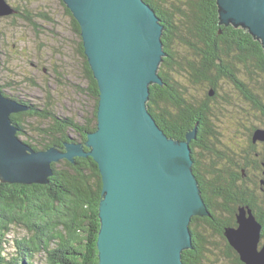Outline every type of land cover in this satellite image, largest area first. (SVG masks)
<instances>
[{
    "label": "water",
    "instance_id": "1",
    "mask_svg": "<svg viewBox=\"0 0 264 264\" xmlns=\"http://www.w3.org/2000/svg\"><path fill=\"white\" fill-rule=\"evenodd\" d=\"M62 2L80 26L98 83L97 129L85 143L35 151L18 137L11 119L31 108L0 89V183L48 185L53 164L92 158L103 181L99 264H183V253L193 249L192 219L211 212L193 171L197 127L176 140L149 112L150 87L164 84L159 74L167 57L164 27L144 0ZM217 5L221 26L246 30L264 50V0H217ZM15 13L0 0V17ZM252 142L264 143V128L254 132ZM262 232L252 210L242 207L237 227L224 235L242 263L264 264Z\"/></svg>",
    "mask_w": 264,
    "mask_h": 264
},
{
    "label": "trees",
    "instance_id": "2",
    "mask_svg": "<svg viewBox=\"0 0 264 264\" xmlns=\"http://www.w3.org/2000/svg\"><path fill=\"white\" fill-rule=\"evenodd\" d=\"M144 1L155 10L164 27L162 40L167 54L159 70L163 86L150 87L149 112L164 133L176 140L183 141L197 127V138L191 142L193 171L211 212L210 217L192 219L193 249L183 253V264H205L212 244L209 238L215 235L225 241L226 256L235 264H244L224 234L227 228L237 227V215L242 207L252 210L264 224V198L248 183L249 169H259L264 155L252 142L256 129L251 136L250 154L242 166L227 154L226 161L218 159L209 105L222 90L223 83L228 82L243 89L264 117V105L258 94L239 78V65L264 74L263 47L246 30L220 25L217 0ZM60 2L80 40L78 53L87 80L82 91L95 104L90 117L78 121L73 116H60L52 102L41 106L14 98L31 108L26 113L12 115L11 119L19 128L18 137L28 136L24 142L35 151L62 148L65 142L85 143L87 135L97 129L98 83L85 56L80 26ZM15 9L20 14L19 8ZM204 85L208 90L204 100L193 96L188 89ZM0 89L5 94L4 86L0 85ZM32 119L42 125L32 129ZM199 148L213 162L208 170L201 167ZM254 154L257 158L251 156ZM52 167L53 176L48 185L0 183V264H35L41 253H46L49 264H99V207L103 190L99 167L92 158H76L75 163L61 161ZM257 185L255 181L254 186ZM16 227L24 228L28 235L14 239V252L8 253L7 245L11 242L8 236Z\"/></svg>",
    "mask_w": 264,
    "mask_h": 264
},
{
    "label": "rangeland",
    "instance_id": "3",
    "mask_svg": "<svg viewBox=\"0 0 264 264\" xmlns=\"http://www.w3.org/2000/svg\"><path fill=\"white\" fill-rule=\"evenodd\" d=\"M7 2L14 9L19 8L20 14L0 17V85L4 86L5 95L41 106L52 102L60 116H73L78 121L90 117L95 103L82 91L87 87V80L83 73L84 62L78 53L80 40L73 32L63 4L60 0ZM239 78L254 94H258L260 103L264 105V74L239 65ZM182 82L188 85L185 79ZM206 87L189 86L188 89L193 96L204 100L208 91ZM220 92L213 104L214 121L225 136L215 142L216 149L242 166L250 154L253 131L264 128V117L243 89L225 82ZM31 123L32 129L42 125L37 119H32ZM29 132L33 134L31 129ZM20 138L28 140L25 135ZM198 155H201L200 151ZM251 156L256 157L255 154ZM199 162L203 170L213 163L208 155L204 158L199 156ZM255 173L259 172L249 169V184L264 176L261 172ZM27 235L24 228L16 227L8 236L11 242L7 245V252H14V239ZM209 239L212 244L205 264H235L226 256L224 240L216 235ZM35 264H49L46 253L38 254Z\"/></svg>",
    "mask_w": 264,
    "mask_h": 264
},
{
    "label": "flooded vegetation",
    "instance_id": "4",
    "mask_svg": "<svg viewBox=\"0 0 264 264\" xmlns=\"http://www.w3.org/2000/svg\"><path fill=\"white\" fill-rule=\"evenodd\" d=\"M221 94V92H219L216 96H215V99L213 100V101H211L210 102V110H211V112H212V114L211 115H213V116H211V119H212V122H213V124H214V128H215V132H216V136H217V140L218 141H220L221 140V137H223V136H225L224 135V133H222V131H220L219 129H218V127L216 126V123H215V121H214V119H215V115H216V113L214 112V107H213V104H214V102L218 99V97H219V95ZM246 99H247V97H245ZM252 104H253V102H252ZM254 105V104H253ZM255 131V130H254ZM253 131V132H254ZM252 138V137H251ZM216 140V141H217ZM222 142V141H221ZM251 145H252V143H251ZM253 145L255 146V147H257L258 149H260L261 150V152H260V154L261 155H264V143L263 142H257V143H253ZM250 148V147H249ZM215 150V149H214ZM214 150H212V151H214ZM198 152L200 151V154L201 155H198V159H199V156H200V158H204L205 156H207V154L203 151V150H201L200 148H199V150H197ZM197 152V153H198ZM218 153H219V155H218V159H220V160H224V161H226V155L223 153V152H220V151H218ZM210 157V156H209ZM210 166V165H209ZM209 166H208V168H206L205 170H208L209 169ZM257 170V172H259L260 173V171L261 170H264V163H262V166H259V169H256ZM262 172H264V171H262ZM259 173H256V174H259ZM263 174V173H262ZM254 182L255 181H251L250 182V184H252L253 186H250L251 188H252V190H256L257 189V194L260 196V197H262V198H264V176H262L261 177V179L258 181V185L257 186H254ZM249 183V182H248ZM260 202V204H262V202L261 201H259ZM263 225V232H262V234H263V237H264V224H262Z\"/></svg>",
    "mask_w": 264,
    "mask_h": 264
}]
</instances>
